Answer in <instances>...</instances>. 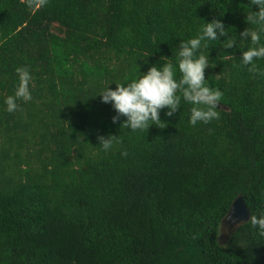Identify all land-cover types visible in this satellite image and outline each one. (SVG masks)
<instances>
[{
  "label": "trees",
  "instance_id": "1",
  "mask_svg": "<svg viewBox=\"0 0 264 264\" xmlns=\"http://www.w3.org/2000/svg\"><path fill=\"white\" fill-rule=\"evenodd\" d=\"M258 11L250 0H0V264H264L249 220L264 214V57L256 73L241 60L264 31L256 46L240 37L259 31L247 21ZM212 20L228 32L201 48L219 119L191 125L181 98L147 130L113 123L103 90L169 62L179 80L178 45ZM17 67L32 99L9 113ZM109 135L121 143L104 151L97 137ZM237 197L248 219L219 242Z\"/></svg>",
  "mask_w": 264,
  "mask_h": 264
},
{
  "label": "clouds",
  "instance_id": "2",
  "mask_svg": "<svg viewBox=\"0 0 264 264\" xmlns=\"http://www.w3.org/2000/svg\"><path fill=\"white\" fill-rule=\"evenodd\" d=\"M47 0H27L29 7L34 4L43 6ZM250 3L258 6V12H249L247 21L252 24L261 25L259 31L250 28L240 33L241 40L250 38L251 44L256 46L260 42V31H264V0H250ZM228 36L224 25L218 20H212L210 23H203L202 31L196 38L186 42H180L178 45V70L179 80L174 76L175 69L171 62L164 64L161 70L152 66L144 74L137 71L136 78L125 84H116L115 90L106 87L99 95L102 103L111 102L117 115L112 118L113 123H117L120 116L126 117L123 127L131 130H147L150 122L163 124L159 120L161 109L167 108L166 116L171 117L179 109L181 98L185 102L193 105L190 109L189 123L193 126L197 122L209 123L213 119H219L217 111L222 92L211 89L205 84L204 70L209 68L208 55H204L202 41H218L220 37ZM225 49L236 45V37L228 38L225 42ZM207 48V45H204ZM264 57V46L249 47L242 52V62L245 65H251L249 72L259 71L253 64L254 58ZM165 59V58H164ZM15 72L18 74L19 83L15 89L14 96H8L5 100L7 111L9 113L18 109L16 100L22 98L24 101H30L32 96L29 91V81L31 79L26 67H17ZM177 92L180 95H177ZM99 145L104 151H108L114 144H120L119 136L109 135L107 137H97ZM126 156L127 152H121ZM250 223L253 227L259 228V235L264 236V214L259 218L255 215L250 216Z\"/></svg>",
  "mask_w": 264,
  "mask_h": 264
},
{
  "label": "water",
  "instance_id": "3",
  "mask_svg": "<svg viewBox=\"0 0 264 264\" xmlns=\"http://www.w3.org/2000/svg\"><path fill=\"white\" fill-rule=\"evenodd\" d=\"M248 212L242 202L241 197H237L229 206L226 215L222 218L220 225L234 228L239 224L246 222Z\"/></svg>",
  "mask_w": 264,
  "mask_h": 264
},
{
  "label": "rangeland",
  "instance_id": "4",
  "mask_svg": "<svg viewBox=\"0 0 264 264\" xmlns=\"http://www.w3.org/2000/svg\"><path fill=\"white\" fill-rule=\"evenodd\" d=\"M233 228H229V227H224L222 225H220L219 227V242H223L225 240L226 234L228 232H230Z\"/></svg>",
  "mask_w": 264,
  "mask_h": 264
}]
</instances>
